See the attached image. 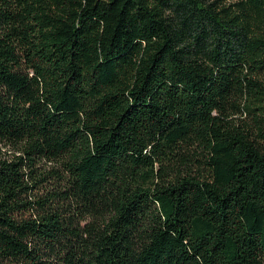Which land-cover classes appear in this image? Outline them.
<instances>
[{
    "label": "trees",
    "instance_id": "trees-1",
    "mask_svg": "<svg viewBox=\"0 0 264 264\" xmlns=\"http://www.w3.org/2000/svg\"><path fill=\"white\" fill-rule=\"evenodd\" d=\"M0 264H264V0H0Z\"/></svg>",
    "mask_w": 264,
    "mask_h": 264
}]
</instances>
